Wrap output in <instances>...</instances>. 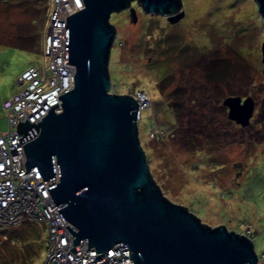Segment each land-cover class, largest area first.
Returning a JSON list of instances; mask_svg holds the SVG:
<instances>
[{"label":"rangeland","instance_id":"374dc122","mask_svg":"<svg viewBox=\"0 0 264 264\" xmlns=\"http://www.w3.org/2000/svg\"><path fill=\"white\" fill-rule=\"evenodd\" d=\"M54 2L0 0L1 129L7 127L2 101L21 87L22 69L42 67L36 31ZM181 2L184 13L175 21L141 8H134V19L128 8L110 11L116 27L110 90L141 97L146 91L137 131L162 192L210 225L245 231L257 264H264V19L255 0ZM230 93L253 97L247 124L228 117L222 99ZM3 228L9 231H0V264H43L42 222Z\"/></svg>","mask_w":264,"mask_h":264},{"label":"water","instance_id":"95a60500","mask_svg":"<svg viewBox=\"0 0 264 264\" xmlns=\"http://www.w3.org/2000/svg\"><path fill=\"white\" fill-rule=\"evenodd\" d=\"M132 0H82L65 15V61L73 65L72 85L54 102L38 106L16 122L25 174L43 177L72 242L86 238L99 256L126 243L133 264H257L252 239L224 222L210 225L185 204L171 200L151 175L137 131L138 101L130 92L110 90L108 59L116 27L111 10ZM264 19V0H255ZM142 11L175 21L181 0H134ZM264 71V39L260 43ZM227 115L249 122L254 99L228 94ZM75 250L74 244L70 246Z\"/></svg>","mask_w":264,"mask_h":264},{"label":"built area","instance_id":"2783aa9c","mask_svg":"<svg viewBox=\"0 0 264 264\" xmlns=\"http://www.w3.org/2000/svg\"><path fill=\"white\" fill-rule=\"evenodd\" d=\"M49 21L43 24L42 67L28 65L18 79L22 86L2 102L7 112V127L0 128V226L20 222L23 218L41 221L47 229L43 264H133L126 243H114L95 256L99 250L87 247L86 238L72 242V233L64 226L70 222L57 209L62 201H55L42 176L36 179L26 175L22 143L33 135L19 141L22 135L16 130V122L23 117H33L43 102H57L58 94L72 85L73 65L65 61V15L82 5V0H54ZM52 5V4H51ZM49 10V11H50ZM47 23V24H46ZM46 25V27H45ZM17 79V80H18ZM135 95L139 107L148 99L144 91ZM74 244L73 251L70 246Z\"/></svg>","mask_w":264,"mask_h":264},{"label":"trees","instance_id":"16d2710c","mask_svg":"<svg viewBox=\"0 0 264 264\" xmlns=\"http://www.w3.org/2000/svg\"><path fill=\"white\" fill-rule=\"evenodd\" d=\"M26 1H27V0H26ZM131 4H133V6H134L135 9H139V8H140L138 4H136L135 2H133V0L131 1ZM128 10H129V13H130L131 18H133L132 13H131V10H130L129 8H128ZM183 10H184V9H183ZM134 11H135V10H134ZM36 32H37V33L40 32L39 34H41V37L43 36V31H40V30L38 29V31H36ZM22 37H23V36H22ZM33 38H34V39H33ZM33 38L30 39L32 42H33V40H35V39L38 41V37L35 38V37L33 36ZM36 40H35V41H36ZM41 40H42V38H41ZM20 41H21V40H20ZM24 41H25V40H22L21 42L24 43ZM39 42H40V41H39ZM25 43H26V42H25ZM28 43H30L29 39H28ZM29 65H30V64H29ZM26 67H27V66H26ZM26 67H25V68H26ZM22 70H24V68H23ZM22 70H21V71H22ZM21 86H22V85H21ZM134 91H135V90H134ZM134 91H133V92H134ZM127 92H129V91H127ZM133 92L131 91L130 93H133ZM146 94H147V93H146ZM230 94H232V93H230ZM147 97H148V95H147ZM6 98H8V97H6ZM6 98H5V99H6ZM241 99H242V97H241ZM3 100H4V99H3ZM2 102H3V101H2ZM152 107H153V106H152ZM152 115H153L152 117H153V123H154V122H155V120H154V114L152 113ZM22 220H27V221L32 222V223H38V222H41V221H32V220H29V219H27V218H23ZM22 220H21V221H22ZM21 221H20V222H21ZM204 222H205V221H204ZM17 223H18V222H17ZM42 223H43V222H42ZM11 225H13V224H11ZM43 225H44V223H43ZM226 225H227V224H226ZM7 226H10V225H7ZM44 226H45V225H44ZM3 227H5V226H0V231H2V232H3L4 230L9 231V229H5V228H3ZM45 228H46V227H45ZM4 232H5V231H4ZM2 235H3V234H2ZM4 235H6V234H4ZM46 238H47V229H46ZM45 248H46V243H45Z\"/></svg>","mask_w":264,"mask_h":264},{"label":"clouds","instance_id":"9594fccd","mask_svg":"<svg viewBox=\"0 0 264 264\" xmlns=\"http://www.w3.org/2000/svg\"><path fill=\"white\" fill-rule=\"evenodd\" d=\"M18 79V78H17ZM18 81V80H17ZM144 91V90H143ZM145 93H146V91H144ZM133 94V93H132ZM134 95V94H133ZM134 97H135V95H134ZM136 98V97H135ZM138 108H139V113H138V117H137V120H138V118H139V115H140V107H139V105H138ZM5 226H7V225H5Z\"/></svg>","mask_w":264,"mask_h":264}]
</instances>
